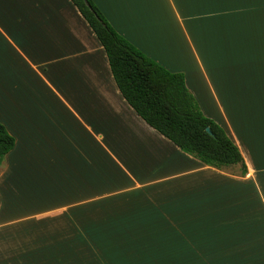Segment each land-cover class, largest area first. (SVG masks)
Here are the masks:
<instances>
[{
    "label": "crops",
    "instance_id": "obj_1",
    "mask_svg": "<svg viewBox=\"0 0 264 264\" xmlns=\"http://www.w3.org/2000/svg\"><path fill=\"white\" fill-rule=\"evenodd\" d=\"M92 1L185 75L246 173L200 162L145 122L72 0H0V123L15 138L0 164V264H111L152 250L155 264H264L261 0ZM26 189L46 204L9 196Z\"/></svg>",
    "mask_w": 264,
    "mask_h": 264
},
{
    "label": "trees",
    "instance_id": "obj_2",
    "mask_svg": "<svg viewBox=\"0 0 264 264\" xmlns=\"http://www.w3.org/2000/svg\"><path fill=\"white\" fill-rule=\"evenodd\" d=\"M103 45L116 84L136 113L183 152L219 170L246 165L227 132L199 108L185 75L167 70L119 35L92 0H72ZM210 127L213 135L207 128ZM15 138L0 123V164Z\"/></svg>",
    "mask_w": 264,
    "mask_h": 264
},
{
    "label": "rangeland",
    "instance_id": "obj_3",
    "mask_svg": "<svg viewBox=\"0 0 264 264\" xmlns=\"http://www.w3.org/2000/svg\"><path fill=\"white\" fill-rule=\"evenodd\" d=\"M196 100V99H195ZM197 101V104L199 106V108L201 109V111L204 113L205 116L206 115V104L205 102L203 101L202 103L199 102L198 100ZM28 192V193H27ZM9 196H11L12 199H14V201H22V202H25L26 204L28 205H34L36 207H40L41 204H46V202L44 200H38L37 202L34 201V199L32 198L34 196V193H32L29 189H26V191L22 192L21 193V196L13 193V194H9ZM15 197H22V198H15ZM32 203V204H31ZM30 208V207H29ZM183 218L184 219H188V215L185 216L183 215ZM184 237L185 234L181 235V237ZM92 253L94 251V249H91ZM165 257H163L162 254H160V263H163L165 260H169V256L172 254L169 250H166L165 249ZM157 256H158V253L156 251H150L149 252V258H141L139 260H135L132 261V260H129V259H126L124 257H121V256H116L114 260H111V264H155V261H157Z\"/></svg>",
    "mask_w": 264,
    "mask_h": 264
},
{
    "label": "snow or ice",
    "instance_id": "obj_4",
    "mask_svg": "<svg viewBox=\"0 0 264 264\" xmlns=\"http://www.w3.org/2000/svg\"><path fill=\"white\" fill-rule=\"evenodd\" d=\"M237 2H247V0H237ZM262 7H264V0H261Z\"/></svg>",
    "mask_w": 264,
    "mask_h": 264
},
{
    "label": "water",
    "instance_id": "obj_5",
    "mask_svg": "<svg viewBox=\"0 0 264 264\" xmlns=\"http://www.w3.org/2000/svg\"><path fill=\"white\" fill-rule=\"evenodd\" d=\"M207 131H208L211 135H213V132H212V130H211L210 127L207 128Z\"/></svg>",
    "mask_w": 264,
    "mask_h": 264
}]
</instances>
